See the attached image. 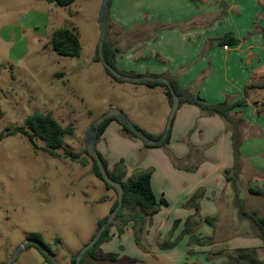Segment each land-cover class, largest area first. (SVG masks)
<instances>
[{"label": "rangeland", "instance_id": "obj_1", "mask_svg": "<svg viewBox=\"0 0 264 264\" xmlns=\"http://www.w3.org/2000/svg\"><path fill=\"white\" fill-rule=\"evenodd\" d=\"M103 3L104 0H76L70 6L61 7L48 0H0V134L25 126L27 117L34 112L50 113L63 126H74V134L66 137L65 146L81 152L87 148L91 125L110 109L123 111L131 123L136 122L142 128L158 132L156 134L164 132L171 112L164 89L116 81L106 72L103 63L96 60ZM258 18L262 20L264 16ZM61 27L78 35L82 44L80 56L65 57L54 51L51 38ZM112 33L109 30L110 42L116 40ZM262 36V41L255 43L252 49L245 47L243 58L250 65L251 60L259 58L257 63L262 61L264 70V33ZM250 82L264 85V79L252 78ZM250 90L251 106L259 110L257 116L261 114L257 126H264V88ZM193 130L181 143L189 147L190 153L202 156L207 148H197V152L191 148L189 136ZM37 144L38 149L22 134L0 139V264H5L32 233L43 236L57 264H72V256L91 240L98 230V220L111 214L116 199V192L107 189L94 175L91 163L82 166L72 162L63 157L62 150H56L52 156L43 149V142ZM168 144L148 148L141 138L123 135L120 126L118 130L106 131L96 142V149L108 162L114 163L113 168L123 160L127 179L134 178L140 170H149L152 175L157 172L160 186L168 190L173 201L178 195L177 185L191 182L192 176L167 174L169 165L188 171L185 161H173ZM191 168L189 172L197 170L196 166ZM251 180L244 176L241 184ZM241 188V198L247 206H254L264 215V199L249 194L244 186ZM158 196L160 201L162 195ZM226 197L234 199L231 185ZM196 202L192 197L182 205L163 204L159 212L148 218L142 246L136 242V223L122 224L118 220H113L112 239L103 244L115 249L113 252L122 263L131 259L135 264H146L145 254L156 260L160 249H173L186 251V262L198 264L199 257L193 249H210L209 237H201L202 232L197 233L200 226L193 223L198 227L192 239L190 228L193 225H187L191 217L179 221L180 212L195 208ZM233 208L236 216L232 222L239 226L241 219L236 203ZM153 219L156 220L154 227ZM162 225L165 227L161 232ZM248 228L251 233L249 225ZM242 232L247 235L246 229ZM197 239L207 243L198 245ZM30 249L38 253L36 248ZM203 256L202 263L209 264L208 256L207 259ZM230 256L236 257V254L231 252ZM256 259L264 260V250H258ZM11 264L19 262L15 259ZM31 264L48 263L42 260Z\"/></svg>", "mask_w": 264, "mask_h": 264}, {"label": "crops", "instance_id": "obj_2", "mask_svg": "<svg viewBox=\"0 0 264 264\" xmlns=\"http://www.w3.org/2000/svg\"><path fill=\"white\" fill-rule=\"evenodd\" d=\"M263 4L264 0H112L108 20L109 30L116 38L111 42L120 49L116 58L118 70L141 76H177L182 88L195 87L199 95L212 104L225 100H247L246 106L237 109L248 125L241 154L247 162V175L253 180L246 182V186L251 185L262 191L264 126H257L260 123L257 118L261 114L257 116L259 110L252 108L251 90L245 96V87L251 83L252 78L258 81L264 79V70L261 67L262 61L257 63L259 58L251 60L250 65L246 64V58L243 57L246 46L252 49L255 43L258 44L263 39L264 18H258L260 15L264 16ZM227 33H234L239 43L217 44V39ZM134 124L139 126L136 122ZM120 126L112 121L106 131L111 128L118 130ZM142 129L152 134L158 133ZM192 130L194 133L189 139L195 152L198 151L197 148H207L202 156L199 153H190L189 147L181 143ZM121 133L124 135L122 127ZM168 146L176 159L185 161L184 167L188 171L174 169L169 165L167 174L173 177H179L180 174L192 176L189 178L191 182L178 184L175 189L178 197L174 196L172 201L168 190L160 186L161 179L156 177V172L151 178L156 197L162 195L168 205H172V202L182 205L198 195L196 204L199 206V214L196 208L183 210L180 212L179 221L188 217L214 218L215 227L197 222L200 226L197 233L201 231V237L221 238L211 243L210 249H193V253L199 257L196 260L198 264H203L202 255L206 259L208 256L209 264H221L236 249L264 250L263 242L253 232H249L246 221L240 220L239 226L233 223L236 216L233 205L236 199L226 197L229 184L225 171L233 167L234 156L232 134L224 120L217 115L203 116L194 105H182L174 117ZM113 165V162H109L110 170H114ZM193 166L197 170L189 172ZM162 176L163 173L161 178ZM166 180L169 181V177ZM251 209L256 208L252 206ZM153 220L154 227L156 220ZM196 224H192L191 234L198 227ZM164 225L160 227L161 232ZM245 229L247 235L242 232ZM236 231L240 234H235ZM151 232L152 228L150 234ZM252 235L254 237H250ZM100 248L104 254L114 253L115 250L109 244H102ZM23 252L17 258L19 264L44 260L39 251L35 254L33 249H25ZM155 257L156 260L150 254H145L146 264L193 263L186 262V251L160 249Z\"/></svg>", "mask_w": 264, "mask_h": 264}, {"label": "trees", "instance_id": "obj_3", "mask_svg": "<svg viewBox=\"0 0 264 264\" xmlns=\"http://www.w3.org/2000/svg\"><path fill=\"white\" fill-rule=\"evenodd\" d=\"M76 0H48L49 3L55 4L56 6H70ZM112 0H109V8L108 14L110 10ZM109 21H108V31L106 34L105 44L103 48V56L105 60L114 67L118 72L123 75H129L134 77H142L141 75H136L132 73L122 72L117 69L116 66V58L120 53V49L109 41ZM239 43V39L236 38L234 33H227L222 38L217 39V44L220 45H236ZM51 45L54 51L65 57H78L82 51L81 41L76 33L72 30L61 27L57 28L51 38ZM96 60L101 61L99 55V46L97 50ZM106 72L116 81H124L121 78L115 77L106 67ZM162 77V76H156ZM171 84L175 93L180 98V106L182 105H194L196 106L203 116H219L221 117L227 125L228 130L232 134V147H233V156H234V165L232 168L227 169L225 171V178L229 185H231L234 197L236 199L237 210L239 218L243 221H246L251 228V231L261 239L263 242L264 249V215L260 213V211L256 209H251L247 206V203L241 198V190L242 186L246 188L247 192L253 196L261 197L264 199V191L261 189H257L251 185L246 186V182L242 185V178L247 175L246 169V159L241 154V146L245 140V130L248 128L246 120L239 114L238 108L246 106L247 100L245 98L239 100H225L224 102L212 104L208 103L204 100L199 93L194 89H184L180 86L179 79L177 76H164ZM137 84H141L147 86L151 89L162 88L169 100L170 106L173 104V96L170 88L163 83L162 81H138L135 82ZM264 88V85H254L252 83L248 84L245 87V96H247L248 91L252 88ZM104 115V114H103ZM112 121H117L121 127L124 135L129 137H137L136 134L129 128L128 124L125 122H121L118 118L112 116L105 119L100 125H95L94 129L98 130L97 141L104 134L107 127ZM94 124V123H93ZM134 126L146 137L149 139H153L155 141L161 140L163 136V132L161 134H152L147 132L146 130L140 128L138 125L134 124ZM75 128L73 125L63 126L52 114L50 113H40L34 112L30 114L26 121L25 126L20 127L16 130L9 131L8 133H1L0 139H3L6 136L22 134L26 136L29 142L38 149L37 142H43L45 146L43 149L48 152L50 155L54 156V152L56 150L63 151V157L69 159L72 162H77L82 166H87L89 163L92 164V170L94 175L99 178L107 189L114 190L116 192V199L111 207V212L116 208L118 204V195L116 189L106 183L101 176L99 167L95 159L88 153L87 148H85L81 152L73 151L72 149L65 146V139L67 136H72L74 134ZM172 128L169 131V134L166 139L160 141L155 145H148L145 142V146L148 148L151 147H166V145L170 142ZM192 146V145H191ZM193 150V146L191 147ZM170 152V151H169ZM102 158V161L107 168L108 174L111 176L113 180L122 184L124 188L123 195V205L121 209L116 214L114 221H120L122 224H128L131 221L136 223V242L138 245L142 246L143 236L145 234L146 223L150 216L159 212L161 206L167 205V201L165 198H161L158 201L153 188H152V173L149 170H140L136 171L134 174V178L124 179L126 176V166L124 165L123 160L116 164L114 170H110L109 162L106 158L102 156L100 152H98ZM171 157L174 162H179L178 159L174 157V155L170 152ZM189 170H193L192 168ZM194 200L197 201L199 199L198 195H195ZM195 208L197 213L199 214V206L195 204ZM109 216H106L97 222L98 229L106 224ZM114 221H112L109 225H107L105 231L103 232L99 241L84 254L81 264H135L131 259L127 260L125 263L121 262L118 254L108 253L104 254L101 251V245L105 242H108L112 239L113 235L111 233V229L114 225ZM206 223L210 226L215 227L216 219L206 217L204 219L197 217H191V219L187 220V225L189 223ZM191 229V228H190ZM95 235V234H94ZM93 235V236H94ZM92 236V237H93ZM195 236L192 234L191 238L193 239ZM28 239L41 243L45 246L51 254L54 256V252L49 244H47L43 236L40 233H32L29 235ZM208 244L213 243L212 238H207ZM211 241V242H210ZM57 243H60L59 239H56ZM206 241H202L201 239H197L196 244L204 245ZM30 248H36L40 254L43 256L44 260L48 264H53L50 259L37 247L35 243H29L26 246V250ZM236 254V257L229 256L226 261H223L221 264H264L263 261H259L256 259L258 255V250L256 248H243L236 249L232 251ZM79 251L72 256L71 262L72 264H76V257Z\"/></svg>", "mask_w": 264, "mask_h": 264}, {"label": "water", "instance_id": "obj_4", "mask_svg": "<svg viewBox=\"0 0 264 264\" xmlns=\"http://www.w3.org/2000/svg\"><path fill=\"white\" fill-rule=\"evenodd\" d=\"M108 8H109V0H104L102 9H101V15H100V39H99V55L101 62L103 65L117 78H121L126 81H132V82H138V81H162L165 83L171 90L172 96H173V104L171 106V112L168 117L167 125L165 127V130L163 132V136L161 140L155 141L153 139H149L144 134H142L133 123L130 122L128 117L125 115V113L119 109H110L107 113L102 115L94 124L91 125L87 138H86V147L88 153L95 159L97 162V165L99 167L100 173L102 178L106 183L113 186L118 195V204L116 208L111 212L109 215V218L106 222V224L102 225L95 235L91 238V240L85 244L81 250L79 251L77 257H76V264H81L82 258L87 250L92 248L101 238L103 232L105 231L107 225H109L115 218L118 211L121 209L123 205V195H124V188L121 183L116 182L111 178V176L108 174L107 168L105 167L102 158L100 154L98 153L96 149V142H97V134L98 130L94 129L95 125H100L105 119L108 117H116L121 122H125L128 124L129 128L133 131L134 134H136L139 138H141L144 142H146L148 145H155L158 144L160 141L167 138L169 131L172 128L173 120L176 115L177 110L180 106V98L175 93L174 89L172 88L170 82L165 77H156V76H142V77H134L129 75H123L120 72H118L114 67H112L108 62L105 60L103 56V48L105 44L106 34L108 31V20H109V14H108ZM29 243H35L37 247L50 259V261L53 264H57L55 257L51 254V252L43 246L41 243L34 242L30 239H28L23 245H21L13 254V256L5 263V264H11L15 259L18 258V256L25 250L27 244Z\"/></svg>", "mask_w": 264, "mask_h": 264}, {"label": "built area", "instance_id": "obj_5", "mask_svg": "<svg viewBox=\"0 0 264 264\" xmlns=\"http://www.w3.org/2000/svg\"><path fill=\"white\" fill-rule=\"evenodd\" d=\"M225 49H228V46H225Z\"/></svg>", "mask_w": 264, "mask_h": 264}]
</instances>
